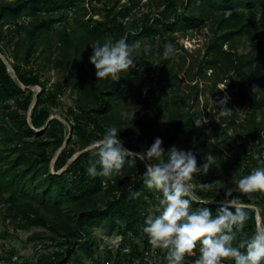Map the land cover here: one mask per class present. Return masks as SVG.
I'll use <instances>...</instances> for the list:
<instances>
[{
  "label": "trees",
  "instance_id": "16d2710c",
  "mask_svg": "<svg viewBox=\"0 0 264 264\" xmlns=\"http://www.w3.org/2000/svg\"><path fill=\"white\" fill-rule=\"evenodd\" d=\"M159 1L148 0L144 6L150 8L155 4V13L143 15L136 23L127 25V19L135 18V0L128 3L121 0H0V55L6 57V61L0 57V104L7 118V123L0 124V202L6 206L5 218L12 224L42 227L52 234L47 238L57 242L59 249L40 255L35 264H85L98 249L92 235L96 228L107 235L118 234L122 243L143 233V248H149L143 232L148 216L145 209L149 204L157 205L160 194L145 188L144 164L139 160L134 165L125 164L121 174L110 178H93L86 171L92 155L85 149L101 138L110 125L121 130L118 135L123 142L136 137L139 144L124 142V147L140 152V145L146 137L152 136L165 110L169 129L160 136L165 152L183 140L194 143L204 154L211 153L217 158L224 154L227 161L222 172L233 181L262 166L256 159L259 156L264 160V129L262 132L258 129L264 127V121L258 123L256 119L258 111L264 116V6H260L261 12H256L261 0ZM179 2L182 14L177 12ZM195 5L199 6L197 10ZM67 13L73 15L70 28L55 31V24L66 20ZM96 16L98 18L93 19ZM180 16L183 29L205 22L211 25V38L204 44L203 52L198 51L202 56L188 63V67H184L180 59L175 62L178 55L164 58V46H159L157 52L145 46L148 38L162 36L178 27ZM21 20L28 21L19 22ZM121 37L128 43L141 42L135 67L122 73L119 81H97L95 68L89 62L91 46L97 41L103 44ZM236 38L248 42L247 50H239ZM225 44L229 46L223 51ZM10 46L11 62L6 51ZM153 59L158 60V80L150 90L153 96L140 102L130 118L129 110H117V105L128 86L148 71ZM35 60L57 70L64 80H57L47 89L37 73L24 70ZM7 64L24 89L10 76ZM206 71L212 73L214 86L225 81L231 95L227 106L233 111L229 117H221L219 109L212 115L206 114L207 123L197 127L196 113L185 109L186 94H177L171 87L183 74L191 82L195 81L189 88L193 92L192 101H198V79L204 77ZM253 85L260 90L252 92ZM36 86L41 89L38 95L29 89ZM214 86L210 93L217 97L219 91ZM68 87L73 100L66 119L71 136L56 155L65 141L66 127L58 119L50 118L51 109ZM239 111H244L250 122L242 128L246 134L244 143L227 134ZM43 127L44 131L36 130ZM211 136L219 139L214 142ZM249 143L253 150L248 147ZM74 145L78 149H74ZM183 150L192 151V148ZM77 152L81 153L69 162ZM197 161L204 163L199 156ZM213 174L210 168L206 175L198 177L207 180ZM125 179L131 181V192ZM225 191L220 195L213 189H197L194 192L199 201L193 203V208L208 207L215 214L218 203L207 202L225 198ZM233 195L256 207L264 225V201L260 200L264 191ZM255 212L249 209V219L243 229L248 237L257 230ZM41 236L34 234L30 238ZM142 254L143 251L131 250L125 255L126 263L134 264ZM198 256L197 248L193 255L185 257L183 264H195ZM162 257H166V251ZM224 264L233 262L229 260Z\"/></svg>",
  "mask_w": 264,
  "mask_h": 264
},
{
  "label": "clouds",
  "instance_id": "9594fccd",
  "mask_svg": "<svg viewBox=\"0 0 264 264\" xmlns=\"http://www.w3.org/2000/svg\"><path fill=\"white\" fill-rule=\"evenodd\" d=\"M91 48L89 62L95 68L97 81H119L122 73L135 67L142 45L140 41L128 43L121 37L103 44L97 41ZM174 55V46L166 44L164 58ZM259 90L257 85L252 86V92ZM229 100L227 94L217 101L212 100L221 117L232 115L233 110L227 106ZM205 123L201 119L195 120L197 127ZM120 131L110 125L101 138L88 145L92 158L86 171L93 178H110L121 174L125 164L134 165L137 160L144 164L143 184L146 189L159 193L160 198L156 214L146 217L143 232L153 248L166 251L167 264H183L185 257L193 255L197 248L199 256L195 264H224L229 260L233 264H264V227L257 228L251 237L243 233L251 205L233 195L235 192L264 191V160L257 156L262 166L236 180L233 187L226 188L225 198L218 202L213 214L208 207L193 208L199 198L193 191L192 181L195 176L206 175L216 157L206 154L204 163L198 164L197 155L190 150L172 146L165 152L160 137H156L147 149L132 152L124 147L118 135ZM201 186L211 188L212 184ZM129 191H132L131 184Z\"/></svg>",
  "mask_w": 264,
  "mask_h": 264
},
{
  "label": "rangeland",
  "instance_id": "374dc122",
  "mask_svg": "<svg viewBox=\"0 0 264 264\" xmlns=\"http://www.w3.org/2000/svg\"><path fill=\"white\" fill-rule=\"evenodd\" d=\"M128 1L129 0H121V3H128ZM147 1L148 0H135L134 3L137 4V7H135L133 11L135 18L131 17L127 19L125 21L127 22V25H130V23H136V21H139V19H141L143 15H150L155 13V11L157 10V6H155V4H153L150 8L144 6ZM260 6H264V0H261V3L258 4V7L256 9L257 13L261 12ZM198 8L199 6L195 5L194 9L197 10ZM177 12L179 14H182L183 12V7L181 6L180 2L178 3ZM185 14H187V12H185ZM66 17V20H64L63 22L55 24V31H61L62 29L70 28L73 15L72 13H67ZM96 18L98 17L96 16L93 19ZM179 19L180 25L174 28L173 31H168L162 36L155 35L148 38L147 40H145V46L157 52V48L159 46L165 47L166 44L171 43L175 48V55L179 56H177L175 62L180 59L181 62L184 61V67H188V63H191L193 60L196 61L202 56L204 44L208 41V39L210 40L211 38V25L210 23L208 24L207 22H205L202 25H199L192 29H183V18L180 16ZM22 21L28 20H21L19 22ZM235 41L237 45H239V50H247L248 42H246L244 38H236ZM228 46V44H225L222 47V50H226ZM199 50L202 52L198 53ZM6 51L8 52V60L11 62V46ZM4 60L6 61V57H4ZM7 66H9V64H7ZM24 70H26L27 72L32 71L34 73H37L40 76L41 82L46 84L47 89H49L51 85H53L57 80H64V78L59 75L57 70L48 68V66L44 63H41L40 60H35L32 65L30 64L29 66L24 67ZM157 80L158 60L153 59L148 67V71L128 86V91L125 94L124 98L117 105V110H129L130 118H132L131 115H133L135 107L139 106L140 102H142L144 99L153 96V93H150V90L152 89V85H154ZM214 83L215 79L210 71H206L205 76L198 79V101H192L193 92L189 88L190 86L195 84V81L191 82L189 79L183 76V74H180L178 76V80L171 88H173V90L177 94H186L187 104L185 109L189 110L191 113H196V119L204 120L207 123L206 116L204 115L209 113L212 115L213 112L218 110V108L213 104L212 100L217 101L219 98H222L225 94H227L231 100V95L229 94L227 88L225 91H220L223 88L227 87L225 81L218 82L216 86H214ZM213 86L216 90L219 91L217 93V97H214L210 93V90ZM32 90L35 91V95L40 94L41 91L40 87L37 86L34 87ZM163 97L166 98V94H163ZM72 101L73 100L71 90L70 87H68L64 94H62L60 98H58V104L51 109L52 114L50 118L58 119L65 125L66 137L69 133L71 136L69 123L66 119L70 115V109H72L73 106ZM10 105L13 107L15 106L14 102H11ZM2 106L3 105L0 104V124H5L7 123V118L5 115L6 110ZM163 114L164 115L162 116L161 120L157 122V126L153 129V133L151 136L152 138L150 136L146 137L144 144L140 145L141 150L147 149L154 142V139L156 137H160L168 132L169 128L166 123L165 110H163ZM245 114L246 113L244 111H239V113L236 114L233 123L230 125V128H228L227 130L228 136L235 138L239 143H244V141L246 140L245 130L242 128L244 126L246 127L250 125L249 117H247ZM26 119L28 123H30L29 113L26 114ZM256 119L258 123L264 121V116L261 111H258L256 113ZM258 129L262 132L264 127H260ZM36 130L44 131L45 127ZM210 134L214 135L212 134V132H210ZM219 134L221 135V132H219ZM211 139L215 142L216 139L219 138L215 139L214 137H212ZM124 142L127 145L139 144V141L136 137L128 138L124 140ZM173 146H176L177 148L182 150L184 148L188 149L191 147L192 152L199 156L202 162H204V156L206 154H209H204L200 149L195 147L194 143H187L183 140L175 143ZM72 147L74 149H78L77 145H74ZM248 147L253 150V146L251 145V143L248 144ZM219 157L221 159L216 157L215 162L213 163L212 169L214 170V174L211 177H208L207 180H202L198 176L194 177L192 181L193 191H196L197 189H206V187L201 186L203 184H212V187L209 189H213L221 195L227 187L234 186L235 181L225 177L223 174L224 172H222L224 170V162L227 161V158L224 156V154ZM50 171L52 172V169H50ZM130 182L131 181L128 179L124 180V183L126 185L130 184ZM223 199L224 198H221L220 201ZM260 200L261 202L264 201V197L262 195L260 197ZM218 202L219 201H209L207 203ZM156 206L157 205L149 204V206H146L145 213L147 215L156 214ZM251 207L256 210V214L258 212L256 207ZM6 213V206H4L3 202H0V264H35L36 260L40 255L55 252L57 251V249H59L56 241H51L47 238L52 235L47 230L43 229L42 227H26L12 224L8 219L5 218ZM259 227H264L260 217L257 218V228ZM34 234L42 236L40 238H30L33 237ZM92 235L97 240L98 249L92 258L86 259L85 264H127V258L125 257V255H127L128 253H130L131 250L134 249L136 253L143 251L142 257L135 259L134 264L167 263L166 258L162 257V254L165 252V250L153 248L150 244L149 248L144 250L142 242L144 240L145 235L143 233L139 237L130 239L125 243L121 242V238L118 234L114 233L112 235H107L100 228L94 229Z\"/></svg>",
  "mask_w": 264,
  "mask_h": 264
},
{
  "label": "water",
  "instance_id": "95a60500",
  "mask_svg": "<svg viewBox=\"0 0 264 264\" xmlns=\"http://www.w3.org/2000/svg\"><path fill=\"white\" fill-rule=\"evenodd\" d=\"M0 57H1V59L3 60V61H5L4 60V57L2 56V55H0ZM7 71H9V74H10V76L24 89V87L21 85V83L16 79V77L14 76V74H13V70L9 67V66H7ZM34 87H29V89H33ZM34 102H35V98H34ZM33 105V104H32ZM70 138V133L67 135V137L65 138V141H64V143H63V145H62V147L57 151V153H56V155L57 154H59L60 153V151L62 150V148L66 145V143H67V141H68V139ZM89 148H87V149H85V150H88ZM80 153L78 152V153H76L70 160H69V162H71L72 160H74L78 155H79ZM51 169H52V165H51ZM251 208H253V207H251ZM257 218H259V214H258V212L256 213V219Z\"/></svg>",
  "mask_w": 264,
  "mask_h": 264
}]
</instances>
